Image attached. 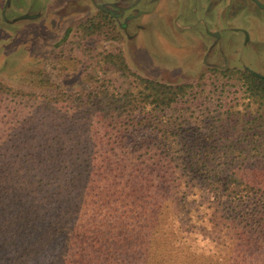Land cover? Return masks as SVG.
I'll list each match as a JSON object with an SVG mask.
<instances>
[{
  "label": "trees",
  "instance_id": "trees-1",
  "mask_svg": "<svg viewBox=\"0 0 264 264\" xmlns=\"http://www.w3.org/2000/svg\"><path fill=\"white\" fill-rule=\"evenodd\" d=\"M113 22L100 10L78 32ZM97 63L88 91L0 80V264H264V76L229 67L173 84L122 51ZM213 77L226 81L217 115L195 123L187 110ZM231 83L242 95L225 102ZM148 128L146 150L127 145ZM198 223L213 250L197 246Z\"/></svg>",
  "mask_w": 264,
  "mask_h": 264
},
{
  "label": "rangeland",
  "instance_id": "rangeland-1",
  "mask_svg": "<svg viewBox=\"0 0 264 264\" xmlns=\"http://www.w3.org/2000/svg\"><path fill=\"white\" fill-rule=\"evenodd\" d=\"M208 2L199 0L198 4ZM228 2L232 10L237 0H211L212 13L218 16ZM245 6L234 21L240 24L245 19L249 23L245 26L264 39V11L256 10L250 0L245 1ZM137 8L140 11L128 22L121 16L120 23L124 27L113 22L102 33L84 37L78 32V25L97 12L89 0H0V80L28 90L88 91L100 84L97 77H104L97 54L106 51H122L134 71L173 84L198 83L203 74L210 76L216 70L229 67L246 69L242 65L264 73L263 50L260 54L253 53V58L248 57L250 60L246 57L252 54L240 53L244 60L233 58L228 62L218 52V47L208 52V41L213 39L203 33L204 25L190 15L193 0H144ZM229 9L227 15L231 12ZM216 28L213 25L211 29ZM226 35L238 40L236 32L226 31ZM261 44L262 41L258 46ZM225 84L221 79L205 78V98L190 103L188 118L196 123L203 119L210 121L216 116L221 103V86ZM232 84L225 87L222 95L225 102L242 95L240 84ZM188 105H181L179 110H186ZM204 127L208 129L207 125ZM150 131L148 128L140 134L131 133L127 145H144L142 149L146 150L148 142L145 141ZM210 197L208 193L204 200L209 201ZM200 225H195L197 246L201 250H213V244Z\"/></svg>",
  "mask_w": 264,
  "mask_h": 264
},
{
  "label": "flooded vegetation",
  "instance_id": "flooded-vegetation-1",
  "mask_svg": "<svg viewBox=\"0 0 264 264\" xmlns=\"http://www.w3.org/2000/svg\"><path fill=\"white\" fill-rule=\"evenodd\" d=\"M91 4L96 8L97 12L100 10L106 11L111 19L116 22L119 27H124L123 23H120L121 16L126 17V22L129 19L135 18V15L138 14L140 9L137 6H140L144 0H89ZM224 1V0H223ZM246 0H237L236 5L233 6L232 10L228 8V3L223 5V8L220 10V14L217 16L213 11V5L211 0H209L208 4L202 3L200 6L198 4L199 0H193V9L190 11V15L195 17L198 22L204 25V34H206L212 41H208V52L211 53L215 47H218V52L224 56L226 62L228 59L236 58L238 60L241 59L240 53L244 55V53H250L252 56L247 55L248 57L253 58V53L260 54L261 51H264V39H262L261 35L254 34V31H250L245 25H249V23L244 22L237 24L234 19L239 14V10L244 11ZM254 6L264 11V2L262 0H250ZM204 9V11H203ZM228 9L230 12L227 15ZM96 12V13H97ZM136 12V13H131ZM225 24V25H223ZM217 27L215 30H212V26ZM231 31L236 32L238 35V40L235 37H227L228 35L224 36V32ZM262 41L261 46H258ZM263 45V46H262ZM261 50V51H260ZM244 68L252 71L249 67L242 65ZM228 67V66H225ZM255 72V71H254ZM257 73V72H256ZM264 76V73H258Z\"/></svg>",
  "mask_w": 264,
  "mask_h": 264
}]
</instances>
